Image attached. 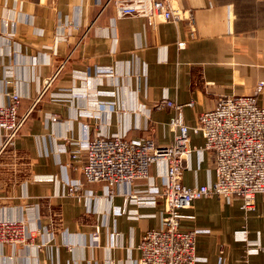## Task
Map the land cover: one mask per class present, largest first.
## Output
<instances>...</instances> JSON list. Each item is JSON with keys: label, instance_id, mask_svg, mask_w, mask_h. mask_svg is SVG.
<instances>
[{"label": "crops", "instance_id": "obj_1", "mask_svg": "<svg viewBox=\"0 0 264 264\" xmlns=\"http://www.w3.org/2000/svg\"><path fill=\"white\" fill-rule=\"evenodd\" d=\"M169 1L193 23L121 17L109 0H0V104L16 92L20 115L32 108L0 155V220L23 222L28 240L0 243V264H139L142 235L163 224L156 192L166 164L110 193L86 182L70 152L114 133L169 144L174 110L154 102L184 105L194 125L221 97L250 95L264 81V0ZM215 164L212 152L193 150L183 182L213 181ZM68 179L92 192L67 194ZM255 200L250 211L239 197L213 196L182 210L183 228L205 230L197 264H264V195Z\"/></svg>", "mask_w": 264, "mask_h": 264}, {"label": "built area", "instance_id": "obj_2", "mask_svg": "<svg viewBox=\"0 0 264 264\" xmlns=\"http://www.w3.org/2000/svg\"><path fill=\"white\" fill-rule=\"evenodd\" d=\"M110 1L121 17L143 16L149 22L157 19L178 22L188 18L193 23L191 16H184L169 0ZM185 44L179 42L180 47ZM54 77L45 80L41 95L50 88ZM262 94L264 81L250 95L223 96L214 108L203 111L194 125L186 122L184 105L162 98L153 107L168 106L174 110L169 121L174 137L169 144H157L151 137L129 138L114 133L90 137L81 148L70 152L71 159L80 162L86 182L102 183L110 193L118 184L149 180L152 164L158 161L166 164V180L160 192H156L164 201L163 224L142 235L138 245L139 264H197V238L205 230L183 228L181 219L182 210L191 208L198 199L239 197L245 211L255 208L256 196L264 195V105L259 101ZM22 97L16 92L7 94L6 102L0 104V155L15 142L32 109L20 115ZM192 134L202 136L201 146H192ZM193 150L214 154L213 181L199 186L183 182V170ZM82 190L92 192L79 180H67V194L81 198L85 194L80 193ZM23 228V222L18 220H0V243L27 242ZM93 235L96 237L97 232Z\"/></svg>", "mask_w": 264, "mask_h": 264}, {"label": "rangeland", "instance_id": "obj_3", "mask_svg": "<svg viewBox=\"0 0 264 264\" xmlns=\"http://www.w3.org/2000/svg\"><path fill=\"white\" fill-rule=\"evenodd\" d=\"M110 1V0H109ZM13 93H15V92H8V94H13Z\"/></svg>", "mask_w": 264, "mask_h": 264}, {"label": "trees", "instance_id": "obj_4", "mask_svg": "<svg viewBox=\"0 0 264 264\" xmlns=\"http://www.w3.org/2000/svg\"><path fill=\"white\" fill-rule=\"evenodd\" d=\"M28 118H29V116H28ZM28 120V119H27ZM27 120H26V122H27Z\"/></svg>", "mask_w": 264, "mask_h": 264}]
</instances>
